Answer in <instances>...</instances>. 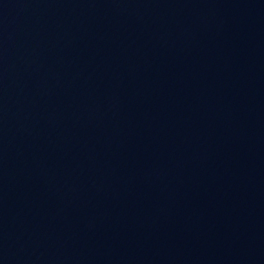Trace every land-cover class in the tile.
I'll return each mask as SVG.
<instances>
[{"label":"water","instance_id":"1","mask_svg":"<svg viewBox=\"0 0 264 264\" xmlns=\"http://www.w3.org/2000/svg\"><path fill=\"white\" fill-rule=\"evenodd\" d=\"M0 264H264V0H0Z\"/></svg>","mask_w":264,"mask_h":264}]
</instances>
